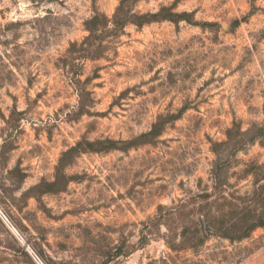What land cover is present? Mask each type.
Here are the masks:
<instances>
[{
	"label": "rangeland",
	"instance_id": "obj_1",
	"mask_svg": "<svg viewBox=\"0 0 264 264\" xmlns=\"http://www.w3.org/2000/svg\"><path fill=\"white\" fill-rule=\"evenodd\" d=\"M257 182L264 0H0V264H264V228L167 243Z\"/></svg>",
	"mask_w": 264,
	"mask_h": 264
},
{
	"label": "trees",
	"instance_id": "obj_2",
	"mask_svg": "<svg viewBox=\"0 0 264 264\" xmlns=\"http://www.w3.org/2000/svg\"><path fill=\"white\" fill-rule=\"evenodd\" d=\"M164 124V121L155 123L152 133L161 131ZM229 133L231 131L228 132L230 140ZM225 143L227 141L220 144ZM214 151L218 152L217 149ZM255 168L257 171L260 169L256 165ZM257 171H254L256 176ZM200 198L203 202L198 203L196 200ZM190 200L198 203V206L190 209L187 201H183L179 208L168 213L169 220H182L178 228L166 225L169 231L167 243L173 251L196 250L211 237L227 239L231 243L242 242L251 237L256 229L264 228V183L257 182L252 194L233 195L223 192L212 195L205 192L193 195Z\"/></svg>",
	"mask_w": 264,
	"mask_h": 264
},
{
	"label": "built area",
	"instance_id": "obj_3",
	"mask_svg": "<svg viewBox=\"0 0 264 264\" xmlns=\"http://www.w3.org/2000/svg\"><path fill=\"white\" fill-rule=\"evenodd\" d=\"M4 216H5V215H3V218H4ZM35 258H36V260L38 259V257H37V256H35Z\"/></svg>",
	"mask_w": 264,
	"mask_h": 264
}]
</instances>
